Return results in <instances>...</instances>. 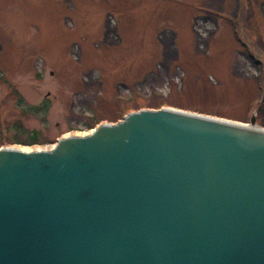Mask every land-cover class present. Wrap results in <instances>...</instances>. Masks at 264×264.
Listing matches in <instances>:
<instances>
[{
    "label": "water",
    "instance_id": "1",
    "mask_svg": "<svg viewBox=\"0 0 264 264\" xmlns=\"http://www.w3.org/2000/svg\"><path fill=\"white\" fill-rule=\"evenodd\" d=\"M0 264H264V129L163 108L0 149Z\"/></svg>",
    "mask_w": 264,
    "mask_h": 264
},
{
    "label": "rangeland",
    "instance_id": "2",
    "mask_svg": "<svg viewBox=\"0 0 264 264\" xmlns=\"http://www.w3.org/2000/svg\"><path fill=\"white\" fill-rule=\"evenodd\" d=\"M163 108L264 129V0H0V149Z\"/></svg>",
    "mask_w": 264,
    "mask_h": 264
},
{
    "label": "trees",
    "instance_id": "3",
    "mask_svg": "<svg viewBox=\"0 0 264 264\" xmlns=\"http://www.w3.org/2000/svg\"><path fill=\"white\" fill-rule=\"evenodd\" d=\"M99 124L98 120L92 121L90 123H87L85 128L90 130L95 128ZM41 133L38 131H33L30 135L27 136L26 140H22L21 136L16 137L14 140V144L22 145V146H37V145H43L46 143V141L40 139Z\"/></svg>",
    "mask_w": 264,
    "mask_h": 264
},
{
    "label": "bare ground",
    "instance_id": "4",
    "mask_svg": "<svg viewBox=\"0 0 264 264\" xmlns=\"http://www.w3.org/2000/svg\"><path fill=\"white\" fill-rule=\"evenodd\" d=\"M81 136V135H80ZM53 148V146L51 147V148H46V149H44V150H42V149H37V150H35V149H33V148H18V147H14L13 149L14 150H18V151H21V152H24V153H35V152H44V151H47V152H50L51 151V149Z\"/></svg>",
    "mask_w": 264,
    "mask_h": 264
},
{
    "label": "flooded vegetation",
    "instance_id": "5",
    "mask_svg": "<svg viewBox=\"0 0 264 264\" xmlns=\"http://www.w3.org/2000/svg\"><path fill=\"white\" fill-rule=\"evenodd\" d=\"M130 101V100H129Z\"/></svg>",
    "mask_w": 264,
    "mask_h": 264
}]
</instances>
